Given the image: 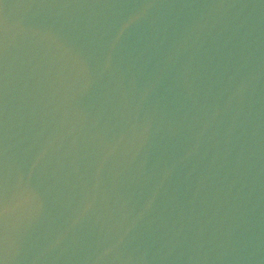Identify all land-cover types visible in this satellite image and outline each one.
Wrapping results in <instances>:
<instances>
[{"label":"water","instance_id":"water-1","mask_svg":"<svg viewBox=\"0 0 264 264\" xmlns=\"http://www.w3.org/2000/svg\"><path fill=\"white\" fill-rule=\"evenodd\" d=\"M0 264H264V0H0Z\"/></svg>","mask_w":264,"mask_h":264}]
</instances>
